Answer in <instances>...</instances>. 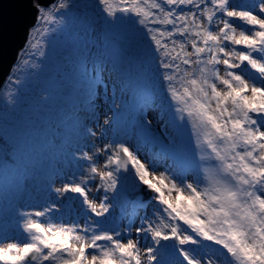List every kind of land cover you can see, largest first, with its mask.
<instances>
[{"label": "snow or ice", "instance_id": "obj_1", "mask_svg": "<svg viewBox=\"0 0 264 264\" xmlns=\"http://www.w3.org/2000/svg\"><path fill=\"white\" fill-rule=\"evenodd\" d=\"M35 7L63 24L70 3ZM89 7L32 117L0 133L4 183L47 193L16 209L26 239L0 238V264H264V0Z\"/></svg>", "mask_w": 264, "mask_h": 264}, {"label": "rangeland", "instance_id": "obj_2", "mask_svg": "<svg viewBox=\"0 0 264 264\" xmlns=\"http://www.w3.org/2000/svg\"><path fill=\"white\" fill-rule=\"evenodd\" d=\"M53 2L55 3V0L52 1V4ZM242 2H246V0H234V3L236 4ZM56 3H58V1ZM36 4L44 5L45 2L42 0H36ZM54 15H56L58 21L62 17L64 23L45 24L40 21H32V24L29 26V28L32 30L34 28L40 29V31L36 33L34 41H40L42 45H45L43 50L45 51L46 55L43 58L30 56L29 53L31 49L30 45L28 44L26 50L23 52L22 57L20 58L23 60L25 56L26 58L31 57L32 62H38L41 65L39 69H33L30 66H24L21 64V60L18 63L21 66V69L18 71V73H23L20 74L17 88L22 89L23 93L28 97L29 95L33 96L31 92L33 85L42 81L38 80L39 76L48 82L46 85H51V78L55 73H57V71H59V61L66 49L67 44L71 40V34L78 30L80 21L83 18V13H80L78 18L72 15H63L59 13V11H55ZM45 27L49 29L47 35L42 34ZM31 39H33L32 35ZM57 54H60L58 58H56ZM23 69L25 70L23 71ZM55 69L56 71H54ZM15 93H17V91H15ZM134 142L135 141H133V143ZM57 186H59V181ZM0 188L2 189V192H0V238H5L6 240L15 239L23 241L26 239V236L22 233L19 227L20 222L16 215V209L21 208L28 210L39 208L44 203L47 193L43 189L29 188L28 190H24L22 187L18 189L14 185L5 184L4 179L0 184ZM9 193L11 195H9ZM8 198L11 201H8ZM74 200L76 201L77 206H79V202L74 196L71 197L69 202L71 203ZM205 243L207 244L209 242ZM199 251L201 253H209L211 250L210 248H201ZM211 254L215 255V253ZM173 259L175 260V264H183L181 257L176 256Z\"/></svg>", "mask_w": 264, "mask_h": 264}, {"label": "water", "instance_id": "obj_3", "mask_svg": "<svg viewBox=\"0 0 264 264\" xmlns=\"http://www.w3.org/2000/svg\"><path fill=\"white\" fill-rule=\"evenodd\" d=\"M51 4L53 0H42ZM33 0H0V89L23 49L33 21Z\"/></svg>", "mask_w": 264, "mask_h": 264}, {"label": "trees", "instance_id": "obj_4", "mask_svg": "<svg viewBox=\"0 0 264 264\" xmlns=\"http://www.w3.org/2000/svg\"><path fill=\"white\" fill-rule=\"evenodd\" d=\"M76 2L77 0H69L70 7L68 9H61V11H76L77 7L85 8L84 6L88 5L86 1L85 4H83L84 6L79 5L75 7ZM94 3L95 0H92L90 5H94ZM89 10L91 13L93 12L91 7ZM58 57L57 55L56 58ZM27 59L31 61L30 57ZM24 70L25 69H23V71ZM21 73L17 72L15 74V77L9 81L0 97V133L11 132L14 128L29 120L32 117V108L39 92L43 88L49 87L46 85L48 82L39 76L38 80L42 81L33 85L31 90L33 96L29 95L28 97L23 93L22 89L16 87L18 84L16 81H18ZM16 90H18L17 93H15ZM2 179L3 177L0 176V181Z\"/></svg>", "mask_w": 264, "mask_h": 264}, {"label": "bare ground", "instance_id": "obj_5", "mask_svg": "<svg viewBox=\"0 0 264 264\" xmlns=\"http://www.w3.org/2000/svg\"><path fill=\"white\" fill-rule=\"evenodd\" d=\"M36 5V0H33V3H32V6H33V10H34V14H33V22H37L38 19H37V16H38V9L35 7ZM32 24V23H31ZM31 30V28L29 29ZM29 40V38H28ZM28 40L26 41L23 49L18 53V56H17V61L19 60L20 56L22 55L23 51L25 50L26 46L28 45L27 42Z\"/></svg>", "mask_w": 264, "mask_h": 264}]
</instances>
